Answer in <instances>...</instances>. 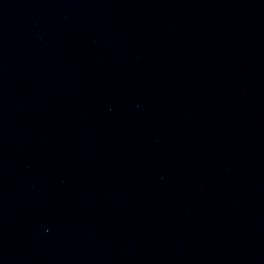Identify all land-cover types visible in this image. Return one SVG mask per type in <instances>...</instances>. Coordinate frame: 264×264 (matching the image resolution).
<instances>
[{
  "label": "water",
  "instance_id": "water-1",
  "mask_svg": "<svg viewBox=\"0 0 264 264\" xmlns=\"http://www.w3.org/2000/svg\"><path fill=\"white\" fill-rule=\"evenodd\" d=\"M0 264H264V0H0Z\"/></svg>",
  "mask_w": 264,
  "mask_h": 264
}]
</instances>
